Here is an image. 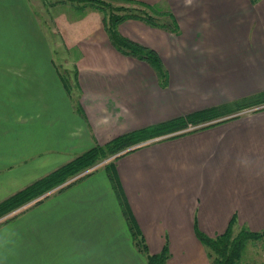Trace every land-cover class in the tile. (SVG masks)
I'll return each mask as SVG.
<instances>
[{
	"label": "crops",
	"instance_id": "1",
	"mask_svg": "<svg viewBox=\"0 0 264 264\" xmlns=\"http://www.w3.org/2000/svg\"><path fill=\"white\" fill-rule=\"evenodd\" d=\"M141 1L177 31L135 19L118 29L157 52L166 84L111 45L97 11H65L54 23L77 51L64 59L71 96L33 1L0 0V202L120 135L211 107L219 121L120 155L119 195L99 166L1 217L0 264H147L123 208L149 253L167 246L166 264H211L197 230H264V103L233 112L264 92V0Z\"/></svg>",
	"mask_w": 264,
	"mask_h": 264
},
{
	"label": "trees",
	"instance_id": "2",
	"mask_svg": "<svg viewBox=\"0 0 264 264\" xmlns=\"http://www.w3.org/2000/svg\"><path fill=\"white\" fill-rule=\"evenodd\" d=\"M81 3V6L73 8L82 12H85L86 9L97 11L101 16L103 29L111 45L118 52L145 61L155 70L161 85L166 84L167 71L157 52L123 36L118 27L127 19H135L149 26L176 32L177 24L169 11H158L155 6L141 0H81ZM260 103H264V92L259 95V98L237 103V109ZM221 113V107L203 109L184 117H178L148 128L120 135L105 145L94 146L1 201L0 218L30 202L33 204L41 202L54 190H61L74 184L94 172L100 166V162L110 156L114 157L109 162L107 161L104 167L118 193L112 170V164L116 158L140 146L138 145L139 142L145 138L150 139L158 136H164L165 138L187 132L189 131L186 130L188 123L200 125L198 128L214 124L219 121L217 119ZM123 210L134 243L139 251L145 255L147 264H166L169 257L167 246L165 245L159 253H149L145 241L138 234L131 216L126 208H123ZM10 218L7 217L5 220ZM233 222L232 220L227 229L215 237H208L198 230L196 231V236L203 244L211 264H239L247 241L264 236V230L252 232L244 227L234 234L232 231Z\"/></svg>",
	"mask_w": 264,
	"mask_h": 264
},
{
	"label": "rangeland",
	"instance_id": "3",
	"mask_svg": "<svg viewBox=\"0 0 264 264\" xmlns=\"http://www.w3.org/2000/svg\"><path fill=\"white\" fill-rule=\"evenodd\" d=\"M33 4L37 8V13L39 14V17L41 18V23H45L48 28L52 30L53 36L52 38V46L53 48V56H54V63L56 65V68L58 69L61 78L64 80L66 87L69 89L70 95H73V91L75 88V85L73 84L74 80V71L73 69L66 70L64 66V59L65 58H74L77 56L76 50H70L68 51L62 44V37L59 33V30L55 26L54 23V17L55 15H63L64 12L69 11L70 14L78 15L82 11H78L76 9H70L73 7L81 6V0H32ZM57 4L56 6H54ZM54 6V7H53ZM73 6V7H72ZM158 11H166L164 9L156 7ZM87 10V9H86ZM95 11V10H94ZM58 12V13H57ZM158 18V17H156ZM169 20V19H167ZM44 27V26H43ZM46 30V29H45ZM47 31V30H46ZM74 87V88H73ZM238 109L235 108L234 111H237ZM191 125L190 123L187 124L188 126ZM186 128V130H187ZM146 141V138L144 140H141L138 145L144 143ZM114 156H110L107 159L100 162V167L106 164V162L112 160ZM240 230V229H239ZM239 230H234L232 228V231L234 234H236ZM239 264H264V236L254 239V240H248L246 243V246L242 252V257L239 262Z\"/></svg>",
	"mask_w": 264,
	"mask_h": 264
},
{
	"label": "built area",
	"instance_id": "4",
	"mask_svg": "<svg viewBox=\"0 0 264 264\" xmlns=\"http://www.w3.org/2000/svg\"><path fill=\"white\" fill-rule=\"evenodd\" d=\"M200 125H189L188 126V128H187V130H193V129H195V128H198Z\"/></svg>",
	"mask_w": 264,
	"mask_h": 264
}]
</instances>
